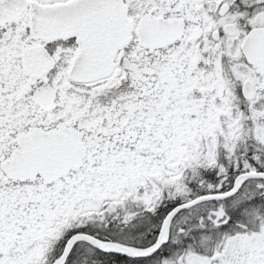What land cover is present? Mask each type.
<instances>
[{
  "label": "snow or ice",
  "instance_id": "1",
  "mask_svg": "<svg viewBox=\"0 0 264 264\" xmlns=\"http://www.w3.org/2000/svg\"><path fill=\"white\" fill-rule=\"evenodd\" d=\"M0 264H264V0H0Z\"/></svg>",
  "mask_w": 264,
  "mask_h": 264
}]
</instances>
